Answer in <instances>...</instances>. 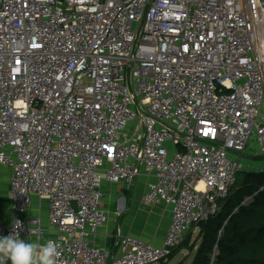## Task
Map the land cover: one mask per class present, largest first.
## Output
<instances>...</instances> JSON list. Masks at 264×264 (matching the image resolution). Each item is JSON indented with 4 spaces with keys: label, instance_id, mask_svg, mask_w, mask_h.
Wrapping results in <instances>:
<instances>
[{
    "label": "built area",
    "instance_id": "obj_1",
    "mask_svg": "<svg viewBox=\"0 0 264 264\" xmlns=\"http://www.w3.org/2000/svg\"><path fill=\"white\" fill-rule=\"evenodd\" d=\"M263 99L264 0H0V236L41 237L25 212L45 200L58 264H107L89 242L102 186L143 169L141 201L169 226L160 246L120 236L109 264L167 260L219 211L247 144L264 155Z\"/></svg>",
    "mask_w": 264,
    "mask_h": 264
},
{
    "label": "crops",
    "instance_id": "obj_2",
    "mask_svg": "<svg viewBox=\"0 0 264 264\" xmlns=\"http://www.w3.org/2000/svg\"><path fill=\"white\" fill-rule=\"evenodd\" d=\"M237 158L239 162L238 170L240 171L264 170V156L258 151L257 143L254 140L247 144L244 151L238 154ZM8 175L9 170L0 166V182L6 181L8 184ZM152 181H154L152 172L140 169V172L130 183L119 181L103 184L101 208L106 213L107 220L94 235L89 237V242L107 250L109 260L112 256L116 257L119 254L120 236L129 235L154 246L162 244L170 223V209L164 203L151 205L144 204L141 201L148 184ZM6 195L9 197L8 189ZM25 214H38L41 217L42 225L46 229L41 236V242L54 237V229L48 226L45 200L40 202L39 207V201L33 198L32 204ZM4 218L3 212H1L0 224L7 222L4 221ZM22 238L27 241L36 239V237L26 235ZM109 260L107 264L110 263Z\"/></svg>",
    "mask_w": 264,
    "mask_h": 264
},
{
    "label": "trees",
    "instance_id": "obj_3",
    "mask_svg": "<svg viewBox=\"0 0 264 264\" xmlns=\"http://www.w3.org/2000/svg\"><path fill=\"white\" fill-rule=\"evenodd\" d=\"M192 226L199 242L188 264H264V170H238L219 211Z\"/></svg>",
    "mask_w": 264,
    "mask_h": 264
},
{
    "label": "clouds",
    "instance_id": "obj_4",
    "mask_svg": "<svg viewBox=\"0 0 264 264\" xmlns=\"http://www.w3.org/2000/svg\"><path fill=\"white\" fill-rule=\"evenodd\" d=\"M58 249L57 242L52 239L41 242L39 236L33 241L21 239L15 231L0 236V258H6L10 264H58Z\"/></svg>",
    "mask_w": 264,
    "mask_h": 264
},
{
    "label": "rangeland",
    "instance_id": "obj_5",
    "mask_svg": "<svg viewBox=\"0 0 264 264\" xmlns=\"http://www.w3.org/2000/svg\"><path fill=\"white\" fill-rule=\"evenodd\" d=\"M261 106L264 110V99L263 102L261 103ZM138 122L136 120H131L126 128H125V133H126V139H129L133 136V133H136L138 131ZM244 151V150H243ZM264 156L263 154H261ZM240 180V175L237 176V184L239 183ZM236 184V186H237ZM7 189H8V184L6 181L0 182V216L1 212H3L4 215V221L9 222L10 221V216L11 212L9 211L10 207V201L9 197L7 194ZM8 197V198H7ZM247 201L249 200L248 198H245ZM33 201V200H32ZM186 234L183 238L182 243L179 245L181 246L179 250H177V254L175 257L169 261V259L153 264H177L179 261V264H188L190 260L192 259L194 255V251L196 250V247L199 242L198 234L199 230L196 227L189 226L188 230H186Z\"/></svg>",
    "mask_w": 264,
    "mask_h": 264
}]
</instances>
